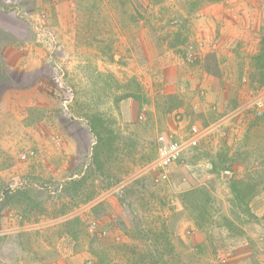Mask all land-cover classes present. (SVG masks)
Returning a JSON list of instances; mask_svg holds the SVG:
<instances>
[{
  "label": "rangeland",
  "instance_id": "1",
  "mask_svg": "<svg viewBox=\"0 0 264 264\" xmlns=\"http://www.w3.org/2000/svg\"><path fill=\"white\" fill-rule=\"evenodd\" d=\"M262 39L264 0H0V45L41 61L0 76V94L36 87L0 110V229L21 227L22 263L264 264ZM191 127L175 186L155 184L148 138Z\"/></svg>",
  "mask_w": 264,
  "mask_h": 264
},
{
  "label": "crops",
  "instance_id": "2",
  "mask_svg": "<svg viewBox=\"0 0 264 264\" xmlns=\"http://www.w3.org/2000/svg\"><path fill=\"white\" fill-rule=\"evenodd\" d=\"M29 45L30 44H28L27 42L22 43L21 41H16V40H8L6 43H2V45H0V76H1V74H3L6 71H8V72L15 71L18 73H20L22 71L25 72L27 70L35 68V67H30L31 63H33V64L35 63L36 65H37V63H41V61H39V60H37V61L35 60L33 62L35 57H34V55L31 54L32 51L29 50ZM24 48L27 49L26 52H23ZM39 66L40 65H38L36 67H39ZM35 90H36V87H31V86L30 87L24 86V87H21V89H15L12 86L11 89H7L3 93L0 94V110H5L6 106H9L8 101H7L8 96L15 94L16 92H18L19 95H21V96H27L28 91L31 92V91H35ZM21 107H22V109L18 110L22 114L21 119H24L23 121H28V123L30 125L31 124L34 125V123H31V121L36 122L37 117L40 118L39 117L40 115H39V113L37 115V112L40 110V108H44V105L42 103L38 104L36 102V100H34L33 102L30 101V103L26 102V103L21 104ZM11 110H14V109L11 107ZM44 111H45L44 112L45 115H44L43 119L47 120V118L51 116V113L47 114V110H44ZM155 139H156V137H155ZM155 139L153 137L148 138L146 145H145V146L149 147V150L151 149V146H152V150H150V151H152V153H153V148L155 147L154 156H156ZM65 141H66V143L64 142V140L62 141L63 144H62L61 149H62L63 153L60 156V158H61L60 166H61V172L63 174L67 173L69 171V168H68L69 166H67V165L69 163H72V161L74 160L75 157H79L78 152L70 150V146H73L75 148L76 145H74L73 142H67L66 139H65ZM74 142H75V144H77L76 141H74ZM89 143H90V140H89ZM91 145H93V144H91ZM87 150H89V149H86V151ZM148 153H150V155L152 154L151 152H148ZM80 159H82V158L80 157ZM56 160H57V156L55 157V161ZM152 161H151V157H149L148 162L146 164L143 163L144 164L143 168H146L147 166H149V164ZM47 166H48V168L54 167L53 165L52 166L47 165ZM33 171L35 172V170H33ZM76 171H78L79 174L82 175L81 171L78 170V164H77ZM124 187H126V186H115L112 190L106 191L103 195H101L100 198L94 199L97 201L96 204H98L100 201H104L105 199H107V197L109 198V196L112 197L113 194L116 195L115 198H117V199L120 196L125 197V195H124V192H125L124 189L125 188ZM115 201H116V199H115ZM18 212L19 211H14V214H9L12 216L3 215L1 218H24V216L22 214H20V212L19 213ZM4 228L5 227H2L0 229V264H28V263H22L21 258H20L21 247L15 241L16 240L15 238H18V235L21 232L20 231L21 227L13 226V227L8 228V229H4ZM11 244H12V248L14 250V255L12 256V258L6 255L7 254L6 253L7 252V246L11 245ZM42 245L44 246V249H49L51 252L54 251L53 244H49V241L46 244L42 243ZM36 264H44V261H36Z\"/></svg>",
  "mask_w": 264,
  "mask_h": 264
},
{
  "label": "built area",
  "instance_id": "3",
  "mask_svg": "<svg viewBox=\"0 0 264 264\" xmlns=\"http://www.w3.org/2000/svg\"><path fill=\"white\" fill-rule=\"evenodd\" d=\"M38 29L36 28V31ZM256 113L258 116L264 115V104L262 102L257 104ZM139 119H142V116ZM198 133L196 127H191L188 138L178 136L175 132H163L156 136V157L151 166L155 172L152 179L155 184L166 183L175 186L174 183H171L172 167L181 159L187 145L196 139ZM33 155V152H26L20 158L25 161ZM100 235H104V232H101Z\"/></svg>",
  "mask_w": 264,
  "mask_h": 264
},
{
  "label": "trees",
  "instance_id": "4",
  "mask_svg": "<svg viewBox=\"0 0 264 264\" xmlns=\"http://www.w3.org/2000/svg\"><path fill=\"white\" fill-rule=\"evenodd\" d=\"M208 3H214V2H216V1H218V0H206ZM260 51L261 52H264V40L262 39V41H261V45H260ZM263 116V115H262ZM261 117V116H260Z\"/></svg>",
  "mask_w": 264,
  "mask_h": 264
}]
</instances>
